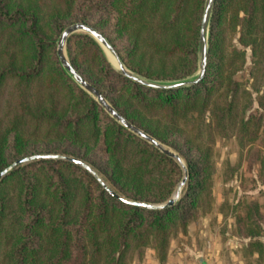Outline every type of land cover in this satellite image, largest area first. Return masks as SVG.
<instances>
[{
  "label": "trees",
  "instance_id": "obj_1",
  "mask_svg": "<svg viewBox=\"0 0 264 264\" xmlns=\"http://www.w3.org/2000/svg\"><path fill=\"white\" fill-rule=\"evenodd\" d=\"M40 1L0 0V98L11 87L0 107V172L30 155L63 153L96 163L126 199L166 201L180 179L178 165L74 83L55 54L54 40L66 26L84 23L110 41L128 69L156 80L183 79L198 68L205 0H49L57 5L45 23L54 40L40 24ZM93 16L99 19L93 22ZM101 20L108 22L106 34ZM236 33L243 49L228 42ZM66 49L71 65L116 111L184 158L188 181L176 204L149 210L116 199L73 163L22 166L0 179V264H131L146 248L164 264L170 238L212 211L215 134L237 136L248 146L249 165L259 162L264 176V157L254 145L264 133V115L240 109L241 98L249 100L250 93L234 78L250 49L252 85L257 93L263 87L257 102L264 111V0H214L205 75L186 88L132 81L114 70L86 34L75 35ZM45 80L46 97L29 95L34 83ZM37 131L47 143L32 138ZM243 212L235 217L236 232L248 239L246 255L264 264V211L250 200Z\"/></svg>",
  "mask_w": 264,
  "mask_h": 264
},
{
  "label": "rangeland",
  "instance_id": "obj_2",
  "mask_svg": "<svg viewBox=\"0 0 264 264\" xmlns=\"http://www.w3.org/2000/svg\"><path fill=\"white\" fill-rule=\"evenodd\" d=\"M23 4H27V3L23 2ZM36 5L38 6V10L42 17L40 24L43 30L45 31L47 37H50L52 40H54L55 35H53L52 32L49 31V28L45 26V23H46V18L48 17V15L57 9V5H55L49 0H42L40 2H37ZM212 17H213V11H212ZM98 19H99L98 16H93L91 18L93 22H96ZM68 20L69 18L66 16L65 18L62 19V22L65 23ZM211 22H212V18H211ZM75 23H80V22H75ZM75 23H72V24H75ZM98 25L101 28V30L105 32V34L108 33L109 30H108L107 21L101 20ZM68 26H66L65 29ZM77 34H84V33L76 32L75 34L71 35L66 42L65 53H66L68 60H69V57H68L67 49H66L68 41L70 42V40ZM60 35L61 33L56 37V40H54L56 56H57V41ZM238 37H239L238 33L231 35L228 38L229 44H231V46L234 45L240 48L237 42ZM209 41H210V31H209ZM108 42L110 43V41ZM110 45L113 47L111 43ZM198 45H199V42H198ZM118 46L120 47L119 44ZM240 49H243V48H240ZM245 51H246V55H245L246 58H245L244 65L242 66L241 70H239L234 75V78L240 81L242 86L246 89V91L250 93L249 100L251 102L249 103V100H247L246 96H244L240 100L241 102L240 109L242 110L245 109L247 114H253V115L263 114L264 115V111L259 108L258 102H257L258 96L262 93L263 87L261 88V91L259 93H257L256 90H254V86L252 85L254 81L251 75V69L253 67V57H252V53L250 49H245ZM102 52H104L103 54L108 60V62L110 63V65L114 68V70H116L112 56L106 50ZM197 56H198V48H197ZM130 71L147 81L157 82V83L176 82V81L184 80L187 78H191L197 73L196 71L192 76L186 77L183 79H178V80H156V79L144 77L132 70ZM74 83L79 88H81L75 81ZM46 86H47L46 80L43 83L41 82L34 83L29 89V95H34L35 93L38 92L41 95V97L45 96L46 92L49 90V88H46ZM10 88L11 87H8L5 91L6 94L0 98V107H2V105H4V102L7 101V99L9 98L8 97L9 92L11 91ZM42 93H45V95ZM263 125H264V120H263ZM44 137L45 136L42 131H37L35 136H32V138H36L38 139V141H42ZM39 143H47V142L42 141ZM162 144L167 149H170L172 152L178 154L186 166V161L174 148L164 143ZM254 145L258 147V149L262 153V156L264 157V133L262 134L260 133L259 138L255 141ZM68 149L73 150L74 148L73 149L68 148ZM247 149H248V146H244L238 140L237 136L233 134L225 136V137H220V135H217V134L214 135L213 144H212V154H211V161H212L211 194L213 198L212 211L203 216H200L197 220L191 222L188 225L186 232H178L176 235H173L170 238L168 257L166 261L167 264H258L256 256L250 257L246 255L244 251V247H245V244L248 242V239L238 236L236 232L237 228H236V222H235L236 215H241V216L243 215L244 213L243 207L245 203L250 200L257 201L258 204L261 206V210L264 211V176L261 174V166L259 162H255L254 164L249 165L248 160L246 158ZM38 154H48V153L40 152ZM38 154H34V155H38ZM50 154L64 155V156L76 158L72 155H67L63 153H50ZM91 154H92V150L89 152L88 156H91ZM30 156H33V155H30ZM30 156H27V157H30ZM77 159H80V158H77ZM92 159L94 160V158ZM80 160H82L87 165H89L97 173V175L104 181V183L110 189H112L111 186L106 181V179L104 178V176L100 173L98 167L96 166L97 165L96 163L92 164L84 159H80ZM39 161L41 160L32 161V162L20 165L14 168L7 175L12 174L16 169L22 166H26L28 164L39 162ZM60 161H64V160H60ZM173 161L178 165V163L175 160ZM178 167L180 169V179L176 182L174 186V190L172 191L170 197L176 190L178 184L180 183L184 175L182 168L179 165ZM185 187L186 185L182 189V194H183ZM170 197L168 199H170ZM164 202L151 203V204H162ZM237 204H239L238 207H237ZM261 240L264 241V235L262 236ZM3 249L4 248L2 244L0 246V254L2 251H4ZM131 264H159V263L156 260L155 253L153 252V250L146 248L144 250V253L142 254V257L141 258L134 257Z\"/></svg>",
  "mask_w": 264,
  "mask_h": 264
},
{
  "label": "water",
  "instance_id": "obj_3",
  "mask_svg": "<svg viewBox=\"0 0 264 264\" xmlns=\"http://www.w3.org/2000/svg\"><path fill=\"white\" fill-rule=\"evenodd\" d=\"M214 7V0H205L204 3V9H203V15L200 25V36H199V45H198V70L196 75H194L191 78H187L184 80L176 81V82H151L147 81L140 76L134 74L130 70L126 68V66L123 64L119 56L116 54L113 47L110 45L108 40L104 37L102 33H100L95 28L86 25L84 23H75L70 26H68L66 29H64L57 41V57L59 59V62L63 69L66 71V73L84 90L86 91L114 120H116L120 125H122L124 128L132 132L133 134L137 135L139 138L143 139L147 143L153 145L156 149H158L161 153L164 155L172 158L175 160L178 165L183 170V178L181 179L180 183L178 184L176 190L168 199L166 202L162 204H151L146 202H139V201H132L129 199H126L120 195H118L116 192H114L112 189H110L104 181L97 175V173L85 162H83L80 159L64 156V155H56V154H38L33 155L30 157H25L22 159H19L15 161L12 165L4 169L0 172V179L5 177L9 172H11L14 168L32 162V161H38V160H64L70 163H73L83 169H85L87 172H89L91 175H93L98 182L102 185V187L110 193L113 197L116 199L125 202L131 206L143 208V209H149V210H162L168 207L173 206L176 204L182 195V189L187 184L189 172L186 168L183 160L181 157L172 152L170 149H167L163 146L161 142H159L157 139L146 133L145 131L141 130L140 128L133 125L131 122H129L126 118H124L116 109L106 100L104 96H102L99 91L92 86L90 83H88L71 65L70 61L68 60L66 53H65V46L68 38L75 34L76 32H82L84 34L89 35L94 41L99 45L102 51L106 50L113 59L114 65L116 67V70L124 75L125 77L131 79L132 81L149 87V88H156V89H173V88H186L193 85H196L199 83L206 71L207 66V58H208V51H209V31H210V24H211V18H212V11ZM104 53V52H103Z\"/></svg>",
  "mask_w": 264,
  "mask_h": 264
},
{
  "label": "crops",
  "instance_id": "obj_4",
  "mask_svg": "<svg viewBox=\"0 0 264 264\" xmlns=\"http://www.w3.org/2000/svg\"><path fill=\"white\" fill-rule=\"evenodd\" d=\"M167 264V263H166Z\"/></svg>",
  "mask_w": 264,
  "mask_h": 264
}]
</instances>
